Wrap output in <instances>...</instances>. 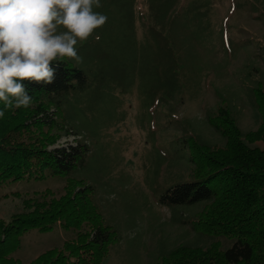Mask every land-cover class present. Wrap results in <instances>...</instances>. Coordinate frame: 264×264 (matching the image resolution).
Returning <instances> with one entry per match:
<instances>
[{"label":"rangeland","instance_id":"374dc122","mask_svg":"<svg viewBox=\"0 0 264 264\" xmlns=\"http://www.w3.org/2000/svg\"><path fill=\"white\" fill-rule=\"evenodd\" d=\"M101 3L96 10L108 21L95 31L100 39L94 35L78 46L82 63L70 62L92 72L98 67L108 78L98 81L105 83L101 87L96 82L92 89L66 98L56 117L75 128L90 148L85 166L71 177L94 188L105 224L117 234L104 264H163L180 245L230 248L233 238L194 233L202 205L172 209L160 203V196L186 180V136L201 135L223 147L208 124L219 106L231 108L242 132L258 129L251 90H264V0H210L199 5L206 14L204 22L186 21L180 33L179 64L171 82L181 87L172 100L166 97L171 53L153 30L147 1ZM234 94L236 101H229ZM73 142L68 133L52 147ZM66 184L65 176H57L0 185V222H9L26 199L44 193L59 197ZM73 236L59 226L50 232L28 231L13 257L30 264Z\"/></svg>","mask_w":264,"mask_h":264},{"label":"trees","instance_id":"16d2710c","mask_svg":"<svg viewBox=\"0 0 264 264\" xmlns=\"http://www.w3.org/2000/svg\"><path fill=\"white\" fill-rule=\"evenodd\" d=\"M146 1L153 30L161 37V46L171 53L166 97L172 100L181 87L179 82H171L179 64L180 33L186 21L204 22L206 14L199 5L210 0ZM70 61L52 62L55 79L51 84L24 81L33 97L32 106L8 110L0 119V185L67 178L59 197L44 193L26 199L9 222H0V264H21L13 255L23 234L31 230L50 232L59 226L75 236L60 248L44 251L30 264H104L118 240L115 230L105 224L94 188L71 177L85 166L90 152L86 139L61 116L56 117L66 98L92 89L96 82L101 87L105 83L98 81L108 77L98 67L92 72V68H77ZM251 93L259 115L258 129L242 132L231 108L219 106L208 124L224 141L223 147L208 143L201 135L184 137V148L188 149V156H183L186 180L160 196V203L172 209L202 205L194 233L233 238L234 243L225 250L217 244L206 248L180 245L163 264H264V90L254 87ZM236 97L234 94L229 101L235 102ZM68 133L74 136L72 144L52 147Z\"/></svg>","mask_w":264,"mask_h":264},{"label":"clouds","instance_id":"9594fccd","mask_svg":"<svg viewBox=\"0 0 264 264\" xmlns=\"http://www.w3.org/2000/svg\"><path fill=\"white\" fill-rule=\"evenodd\" d=\"M101 7V0H0V119L32 106L24 81L51 84L52 62L82 63L78 46L108 21Z\"/></svg>","mask_w":264,"mask_h":264}]
</instances>
